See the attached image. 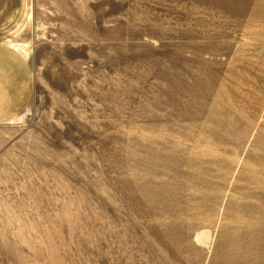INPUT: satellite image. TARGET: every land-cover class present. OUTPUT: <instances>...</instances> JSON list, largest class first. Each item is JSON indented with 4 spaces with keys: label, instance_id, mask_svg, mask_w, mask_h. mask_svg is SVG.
Here are the masks:
<instances>
[{
    "label": "rangeland",
    "instance_id": "1",
    "mask_svg": "<svg viewBox=\"0 0 264 264\" xmlns=\"http://www.w3.org/2000/svg\"><path fill=\"white\" fill-rule=\"evenodd\" d=\"M29 2L0 264H264V0Z\"/></svg>",
    "mask_w": 264,
    "mask_h": 264
},
{
    "label": "crops",
    "instance_id": "2",
    "mask_svg": "<svg viewBox=\"0 0 264 264\" xmlns=\"http://www.w3.org/2000/svg\"><path fill=\"white\" fill-rule=\"evenodd\" d=\"M29 8V0H0V126L20 118L34 97L31 62L9 43L14 34L27 28Z\"/></svg>",
    "mask_w": 264,
    "mask_h": 264
}]
</instances>
